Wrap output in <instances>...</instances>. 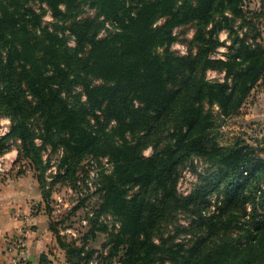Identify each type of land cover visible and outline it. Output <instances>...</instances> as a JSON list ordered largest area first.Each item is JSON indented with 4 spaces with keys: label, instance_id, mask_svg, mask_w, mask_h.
<instances>
[{
    "label": "trees",
    "instance_id": "1",
    "mask_svg": "<svg viewBox=\"0 0 264 264\" xmlns=\"http://www.w3.org/2000/svg\"><path fill=\"white\" fill-rule=\"evenodd\" d=\"M32 1L0 0V115L11 121L0 155L18 141L15 163L33 168L45 200L54 191L46 144L63 149L52 185L75 184L88 156L113 163L94 192L87 231L68 238L53 227L68 263L264 264L263 142L237 135L223 145L217 125L264 78V41L238 30L256 28L246 0H43L51 23ZM84 4L95 14L84 16ZM107 22L112 28L100 36ZM189 24L196 52L172 51L175 29ZM223 28L229 51L212 57ZM209 69L225 78L209 79ZM193 156L212 167L182 195L181 169ZM213 192L223 194L220 211L206 215ZM179 210L197 215L188 245L163 232ZM108 215L118 226L110 228ZM96 226L108 234L99 247L89 243Z\"/></svg>",
    "mask_w": 264,
    "mask_h": 264
},
{
    "label": "rangeland",
    "instance_id": "2",
    "mask_svg": "<svg viewBox=\"0 0 264 264\" xmlns=\"http://www.w3.org/2000/svg\"><path fill=\"white\" fill-rule=\"evenodd\" d=\"M32 4L34 8L44 14L43 20L45 23H51L54 20L52 17V12L47 5L46 1L43 0H33ZM246 4L250 7L252 14L254 15V22L256 28L253 27L252 32L246 30L247 25L243 26V30L238 29L241 34L246 31L248 36V41H264V9L257 10L254 6L249 5L248 0ZM95 9L92 8L89 4H84V16L94 15ZM250 19V18H249ZM248 19V20H249ZM242 24V20L239 19L236 22V25ZM112 28L107 22L105 27L101 30L100 36H103L107 33V29ZM195 26L189 24L186 26H181L175 29V34L178 36V39L171 45V50L176 53L187 55L190 52H196L197 47L192 46L190 40L195 34ZM219 37L223 42L214 52L213 55H225L229 51V45L231 44V38L229 36V31L226 28L221 29L219 32ZM257 38H253L254 36ZM71 44L75 43V39H71ZM225 43V44H224ZM163 48H159L161 52ZM207 77L209 79H221L225 78V72L218 69H209L207 71ZM264 100V78L261 80L255 88L252 90V93L247 100V102L241 107L238 113L233 116L225 117L222 116V120L218 119L217 125L219 126V141L223 145H229L233 142L234 137L237 135H243L247 138L250 144H257V142H263L264 147V119H259V111L262 108V102ZM263 110V109H262ZM261 114V113H260ZM262 117V116H261ZM264 117V116H263ZM2 118V119H1ZM7 121V122H6ZM94 122V119H91ZM11 121L5 115H0V133L5 132V127L10 129ZM37 143H42V139L37 138ZM18 141H14V144L11 146L12 149H16ZM153 151L152 146L147 147L144 150V155L149 156ZM61 150L55 149L51 144H46L43 148L42 155L46 161H48L50 168L46 172V182L47 189H54L52 197L46 200L47 205H49V211L51 220L53 223H56L55 226L59 230L70 229L71 232H66L64 236L71 238L73 233H75L74 238L82 236L88 229V215L91 216L93 212H90L91 207L95 206L99 199L98 195L94 193L93 189L88 188L83 182L79 184V177L82 180L83 177H87L90 170H92L91 161L94 158L93 156H88L79 165V168L76 173V178L73 182L75 184H61L63 182H57L52 185V179L55 178V175L58 173L59 166L62 165V155ZM108 157V156H102ZM11 157L5 159L6 162H11ZM99 159V158H98ZM3 164V162H2ZM5 164V163H4ZM27 165V166H25ZM16 171H26L30 168L28 164L20 162L16 164ZM212 167L211 163L206 161L204 158L199 156H193L189 159L181 169L180 177L177 184L178 192L182 195L190 194L196 185L201 180V175H204ZM64 171V167L61 168ZM91 172V171H90ZM104 172V170H103ZM17 174V173H16ZM90 175V174H89ZM88 175V176H89ZM99 185H101V180H97ZM71 183V182H70ZM135 190V189H134ZM132 190L131 193L134 191ZM54 197H60V201H56ZM88 197L83 203V198ZM223 199V194L218 192H213L209 195V203L203 207V213L210 215L212 213H219V205ZM49 201V202H48ZM82 203L81 206H78ZM109 221L110 228L114 224L118 226V222L111 215L106 217ZM197 219L195 212L179 210L176 215L174 223L170 224L168 228H165L163 232L165 235L171 234L176 235L177 242H184L188 245L193 238H195L196 230L190 228L193 222ZM194 220V221H193ZM178 229H187L178 231ZM96 236L90 239V244L95 247H99L104 243L108 234L104 230H100L98 226L94 228Z\"/></svg>",
    "mask_w": 264,
    "mask_h": 264
},
{
    "label": "crops",
    "instance_id": "3",
    "mask_svg": "<svg viewBox=\"0 0 264 264\" xmlns=\"http://www.w3.org/2000/svg\"><path fill=\"white\" fill-rule=\"evenodd\" d=\"M248 3L257 10L264 9V0ZM261 102V114L257 117L264 119V100ZM17 154L16 148L0 155V259L4 256L6 237L29 227L28 256L32 264H69L54 233L55 224L35 172L30 165L25 172L16 171ZM8 157L12 158L10 163L5 161Z\"/></svg>",
    "mask_w": 264,
    "mask_h": 264
},
{
    "label": "built area",
    "instance_id": "4",
    "mask_svg": "<svg viewBox=\"0 0 264 264\" xmlns=\"http://www.w3.org/2000/svg\"><path fill=\"white\" fill-rule=\"evenodd\" d=\"M213 57L225 58L224 55H213ZM2 119V118H1ZM7 122V121H6ZM5 132L0 133V136L9 131V127H5ZM63 154V149H60ZM92 170L89 171L87 177L81 180L79 177V184L83 182L88 188L93 189L95 192L98 189L99 182L103 170L110 172L113 168V163L109 157L93 158L91 161ZM56 201H60V197H54ZM29 227H23L18 232L8 235L5 240L4 256L0 259V264H32L28 256V240H29ZM66 232H71L70 229L61 230L60 234L64 235ZM75 235V233H73ZM72 235V237H75Z\"/></svg>",
    "mask_w": 264,
    "mask_h": 264
},
{
    "label": "water",
    "instance_id": "5",
    "mask_svg": "<svg viewBox=\"0 0 264 264\" xmlns=\"http://www.w3.org/2000/svg\"><path fill=\"white\" fill-rule=\"evenodd\" d=\"M222 118H223V117H222V116H220V119H221V120H222Z\"/></svg>",
    "mask_w": 264,
    "mask_h": 264
}]
</instances>
